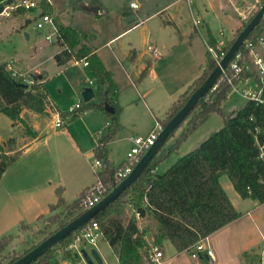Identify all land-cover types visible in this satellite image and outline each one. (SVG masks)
I'll list each match as a JSON object with an SVG mask.
<instances>
[{
  "label": "trees",
  "instance_id": "trees-1",
  "mask_svg": "<svg viewBox=\"0 0 264 264\" xmlns=\"http://www.w3.org/2000/svg\"><path fill=\"white\" fill-rule=\"evenodd\" d=\"M13 3V0H0V14ZM41 7L42 14L51 17L57 32L56 45L62 48L54 56L56 65L62 67L73 60L82 59H86L88 63L84 72L94 80L96 101L87 104L81 102L79 111L98 110L103 112L108 120L106 132L98 140L104 146L95 150L96 157L103 164L100 178L105 188L103 194L105 198L119 185L114 174L124 166L110 165L105 149V145L113 140L120 129L119 110L113 103L115 86L110 73L99 58L86 46L78 47L77 32L61 22L58 12L52 5L43 0ZM23 12L21 9L15 10L12 16L17 17ZM253 16L242 25L236 37ZM263 34L264 18L239 48L237 54L241 56L240 64H250L247 45L248 43L255 45ZM235 38L222 49L225 54ZM207 44L216 47V41L211 36L208 37ZM216 66V63L209 59L201 75L168 110L165 119L160 122L162 129L182 109L190 96L205 83ZM149 67L150 64H147L140 78L147 75ZM246 78H252L261 90L260 102L248 100L241 109L224 116L221 106L231 92L232 85ZM230 81L224 75L220 76L214 87L198 101L185 118L184 121L189 119L188 128L182 132L173 146L166 148V143L182 124L168 137L146 168L112 203L81 228L46 250L31 264H56L55 257L58 253L71 257L69 247L75 237L93 222L100 226L102 235L117 256L119 264H152L148 254L141 252L146 241L161 249L164 242H169L177 252L187 251L197 242L240 217L220 184L222 177L229 180L241 199L264 204V85L260 83L256 72L243 71L237 77H230ZM19 83L21 82L12 78L5 64H0V114L13 123L21 124H25L21 118L23 111L49 116V110L52 111V108L44 84L33 82L30 88H24ZM106 108H112L113 113L108 112ZM211 114L223 118L222 128L179 159L165 173L156 174L155 170L169 156L176 153L178 146L187 135L198 128ZM28 135L31 139L37 137L31 130ZM15 150L14 138H9L4 143L0 142V177L16 161L18 153ZM87 191L88 188L69 204L65 203L61 192L57 191L58 201L52 209L62 208L61 214L69 217L57 230L85 212L83 201ZM126 206L131 213L129 216L124 214ZM59 217V215L52 216L47 222L53 225ZM13 240L14 236L11 235L0 239V255ZM35 247L21 256L12 257L8 264L15 263ZM243 258L247 264H261L260 255L252 256L245 253Z\"/></svg>",
  "mask_w": 264,
  "mask_h": 264
},
{
  "label": "crops",
  "instance_id": "crops-1",
  "mask_svg": "<svg viewBox=\"0 0 264 264\" xmlns=\"http://www.w3.org/2000/svg\"><path fill=\"white\" fill-rule=\"evenodd\" d=\"M94 2L99 3L98 0ZM132 2L136 3L135 0L129 1L128 10L131 15L128 23L130 25L119 27L118 32L108 36L102 46L95 45L81 30L63 21L65 26L77 32L78 47L86 46L99 58L104 68L110 73L115 86L113 103L119 110L120 129L113 140L105 145L107 161L113 167L124 165L125 159L116 162L115 156L111 153V146L122 143L127 153L131 146L129 139L146 136L155 123L160 124L171 106L187 92L211 59L206 49L208 37L211 36L216 42L222 43L224 47L227 46L236 37L242 25L247 22L248 14L256 5L255 0H162L156 11L148 16L144 12H139L140 7L137 3L138 8L131 9ZM77 13L78 15L84 13L87 16L92 14L96 17L105 15V11L94 12L81 7ZM64 16L68 15L63 14V18ZM151 17L159 18L158 31L167 33L165 37L158 36V39L151 40L146 25ZM196 20L200 21L198 26L194 24ZM166 27L171 28L172 31H167ZM136 30L144 33V49H136L133 40L125 45L121 43L118 50L110 49L111 43ZM147 44L156 47L157 56L151 57L145 54ZM105 49L108 52H105ZM56 54L53 55V59ZM11 62L16 64L18 69L21 66L19 60ZM147 64H150L148 73L140 78ZM8 65L13 70L12 66ZM69 65L73 67L69 62L63 66V70H66ZM80 68L81 70L76 72H70L74 69L65 72L70 78L75 79L67 80L71 85L70 91L75 98V103L82 102L81 92L85 88H91L94 95L96 90L94 80L85 74L84 68ZM32 81L44 84L52 111L49 110V116L22 112L21 118L29 121V129L37 137L30 139L22 146L16 144V147L19 146L16 148L18 157L0 177V224L7 227L15 226L18 236L25 235L26 231L31 232L40 225L41 221L62 213V208L52 209L58 201L57 191L61 192L63 200L69 204L71 201L66 199L69 192L76 200L85 189L94 184L86 173L83 172L80 175L73 173V156L89 166L88 160L96 146L93 145L94 140H98L99 131L106 132L105 126L108 121L105 114L98 110L78 111L73 116H68L67 110L65 113H60L61 119L64 120L63 127L54 128L53 115L58 112V107L45 86L46 80ZM243 85L246 88L251 87L248 84ZM95 100L96 96L91 102ZM76 118L78 120L74 121ZM66 121L70 123L66 124ZM19 125H21L19 122H11L9 137L6 139L0 137V142L4 143L7 139L14 138L12 133ZM89 170L91 171L90 167ZM65 175H71L72 178L64 180ZM220 184L231 204L236 208V202L240 197L231 183L226 177H222ZM237 220L203 240L204 248L210 252V255L203 253L197 260L193 259L196 262L186 261L184 258V254H189L191 247L187 251L177 252L169 242H164L161 250L165 264H227V258L222 253L224 247L221 241L216 243L212 239ZM85 243L76 244V251L69 249L72 253L71 257L59 253L63 257L58 264H86L81 256L77 258L79 262H72L73 254H79L81 250L78 247ZM106 245H108L107 242ZM89 246L97 252L103 264H109L108 256L104 252L106 248L101 250L96 247V244ZM150 246L151 242L146 241L141 252H146L149 256ZM108 249L113 253V264H119L117 256L109 245ZM86 251L90 250L86 249ZM241 254L240 262L237 260L235 264H247L243 253ZM59 257L61 256L56 255L55 259ZM231 259L232 256H229L228 261ZM261 264H264L263 256Z\"/></svg>",
  "mask_w": 264,
  "mask_h": 264
},
{
  "label": "rangeland",
  "instance_id": "rangeland-1",
  "mask_svg": "<svg viewBox=\"0 0 264 264\" xmlns=\"http://www.w3.org/2000/svg\"><path fill=\"white\" fill-rule=\"evenodd\" d=\"M21 1L22 0H13L15 4ZM35 1L39 5L38 10L31 12L24 11L17 17H13L12 13L9 18H4L0 15V64H5L6 68H8L7 65L10 64L13 68L12 72L15 71L16 74L14 79L17 81L27 80L26 85L29 88L32 85L28 83L29 81L33 83L32 80H46L45 86L57 104L58 113H65L69 107L75 104V98L70 91L71 85L67 81L75 79L72 77L70 78L68 73L65 72H69L73 69L74 70L70 72H76V70H81V66L71 67L69 65L66 70H63V66L59 67L56 65L53 55L60 52L62 48L56 45L55 37H52L51 42L46 41V36L52 33L53 29L51 26H46L42 30H37L35 28L34 21L42 11L41 5L43 0ZM129 1L130 0H98L99 3L97 4L94 0H46V2L52 5V7L58 12L62 23L65 21L67 25L78 28L97 46H102L105 43L106 38L118 32L119 27L122 25H130L128 23V19L131 15L128 10ZM135 2L140 7V13L144 12V14L151 16L160 6L162 0H135ZM255 4L256 5L252 8V11L248 14L247 21L262 7L264 1L255 0ZM79 7L85 10L91 9L94 12L102 10L105 11V15L99 17L93 16L92 14L91 16H87L84 13L78 15L77 11ZM63 14L68 16H64L63 18ZM158 24V17H151L146 22L151 40H154V38L158 39V36L165 37L167 35V33H161L158 31ZM166 30L172 31L171 28L167 27ZM24 34H27L28 37ZM143 35V31L139 30L133 31L128 35H123L118 41L111 43L110 49L118 50L121 43L125 45L128 41L133 40L136 49L142 50L145 46ZM260 39H263V43L258 41L254 45V52L264 60V34ZM105 52H108V50L105 49ZM117 58L120 59L118 56ZM13 60H19L21 62L19 69L16 64L11 62ZM113 64L115 63L113 62ZM250 64L252 63L250 62ZM7 70L9 72L10 69ZM19 74H23L24 77H19ZM249 83V86L256 89V85L252 80H250ZM245 91L246 87L243 84L238 85L236 90L231 89L227 99L221 106L224 116H228L233 111L239 110L245 105L247 99L242 96ZM124 95H126V93H124ZM142 118L143 115L141 119ZM24 120L25 124L20 123L21 125L14 129L12 133L15 140V149L19 147H16L17 143L22 146L31 139L28 135L30 130L28 125L29 121L26 118H24ZM76 120L78 119L76 118L74 121ZM10 123L11 121L6 116L0 114V137L2 139L9 137ZM68 123L70 122L66 121V124ZM188 124L189 119L184 121L174 132L173 136L167 141L166 148H170L175 144L182 132L187 130ZM222 125L223 118L217 114H211L206 121L187 135V138L178 146L176 153L169 156L157 168L155 173L159 175L165 173L179 159L193 151L213 133L219 131L222 128ZM47 132L49 133V130ZM97 141V139L94 140V146L97 144ZM111 148V153L115 156L116 162L126 158V150L122 143H116L112 145ZM73 157V173L80 175L84 172L86 173V176H90L91 182L95 183V177L89 170V166H87L84 161L80 162L78 157ZM68 178L71 179L72 176L65 175V178L63 179L67 180ZM72 197V194L69 192L66 195L67 201L72 202L74 200ZM128 208L129 207L126 206L124 214L129 216L131 213ZM235 210L240 214L238 220L220 234L216 235L212 240L216 243L221 241L222 246L224 247L222 253L227 258V264H235L238 261L240 262V258L242 257L241 253L244 254L246 251L249 254L251 253L252 256L260 255L264 258V204H259L257 202L254 203L253 200L250 199L239 198L236 202ZM59 216V220L53 225L47 222L48 219L41 221L40 225L34 228L31 232H25L28 236H26V234L18 236L15 226L7 227V225L0 224V239L8 235L14 236V240L7 245L3 253L0 255V264H8L12 257L21 256L32 247L37 246L50 233L55 232L60 224L69 218L63 216V214H59ZM105 241V238L101 234V236L97 238L96 247L101 250L106 248L104 252H106V256H108L109 264H113V253L108 249V245H106ZM78 248L79 250L93 249L86 243L81 244ZM58 255L61 257L55 259L56 264H58L59 260L63 257V255L59 253L57 256ZM229 256H232L230 261H228ZM184 258L186 261L196 262L190 258L188 253L184 254ZM77 260L78 259L72 257V262H79Z\"/></svg>",
  "mask_w": 264,
  "mask_h": 264
},
{
  "label": "built area",
  "instance_id": "built-area-1",
  "mask_svg": "<svg viewBox=\"0 0 264 264\" xmlns=\"http://www.w3.org/2000/svg\"><path fill=\"white\" fill-rule=\"evenodd\" d=\"M264 1V0H263ZM131 9H137L138 6L136 3L132 2L130 3ZM21 9L25 12H31L39 9V5L35 0H22L19 3H13L10 6L6 7L3 12L0 14L4 18H9L11 16V13L15 10ZM35 28L37 30H42L46 26H51L52 33L46 36V41L51 42L52 37L56 38V29L54 28L52 19L49 15L42 14V11L38 14L36 20L34 21ZM195 26H198L200 24V21H195ZM222 36V33L220 34ZM260 43H263V39L259 40ZM249 48V58L250 62L245 64H240L241 56L236 53V55L233 57V59L229 62V64L226 66L225 69L222 70L221 75H224L227 77L228 81H230V77H237L240 73L243 71L246 72H256L257 77L262 85H264V61L263 59L254 52V45H251L248 43ZM224 46L220 42H216V47H211L207 44V53L212 61L216 63V65L219 64L221 59L224 57L225 53L222 51ZM145 54L149 55L151 57L157 56L158 51L156 47H154L152 44H147L145 47ZM72 66L85 68L88 63L86 62V59L82 60H73L71 61ZM7 69H10L9 72L11 73L12 78L14 79L16 77L15 72H12V69L9 65H7ZM19 77H24L23 74H19ZM253 79L252 78H246L238 80V83L241 84H250L249 81ZM22 84L27 83V80H19ZM254 82V81H253ZM29 84H33L31 81L28 82ZM91 84V83H90ZM236 85H232V89L236 90ZM255 84V83H254ZM256 85V84H255ZM260 93L261 90L258 89V86L256 85V89L248 87L246 88V91L243 93V98L256 102H260ZM81 108V103L77 102L73 106H71L67 114L68 116H73L75 113H77ZM53 126L56 129L62 128L64 125V120L61 119L60 113L56 112L53 115ZM108 126V122L106 123L105 129ZM162 131L161 125L159 123H155L153 129L149 134L146 136H138L129 139L131 142V146L129 150L126 153L125 163L122 169L117 171L114 174V178L118 183L120 184L122 181H124L129 174L131 173L133 167L137 164V162L140 160V158L154 145L156 139L158 138L160 132ZM104 132H98L97 137L98 140L103 136ZM104 145L100 144L97 141V144L93 150V155L89 158L88 163L89 167L95 177V183L88 188V191L86 193V198L83 201V208L85 211L93 208L95 205L100 203L103 199V194L105 193V188L103 187L100 173L103 171V164L100 159H98L95 155V150L97 147H103ZM102 230L100 226L96 223H90L88 224L83 231L80 233V235L76 236L73 244L69 247L72 251L77 249L76 244L86 242L87 244L94 246L96 244L97 238L101 236ZM78 251V250H77ZM206 253L207 255H210V252L208 250H205L203 245V240L197 242L195 245H193L189 250V255L192 259L198 258L201 254ZM149 260L152 262V264H165L163 253L161 248L158 246L151 245L150 246V253H149Z\"/></svg>",
  "mask_w": 264,
  "mask_h": 264
},
{
  "label": "water",
  "instance_id": "water-1",
  "mask_svg": "<svg viewBox=\"0 0 264 264\" xmlns=\"http://www.w3.org/2000/svg\"><path fill=\"white\" fill-rule=\"evenodd\" d=\"M264 17V4L262 7L256 12L250 22L246 25V27L239 33V35L235 38L234 42L229 47L228 51L221 59L219 64L215 67V69L211 72L205 83L196 90L182 107V109L164 126L162 131L160 132L158 138L156 139L154 145L140 158L137 164L132 169L129 176L122 181L108 196L102 199L100 203L95 205L93 208L85 211L83 214L73 219L69 223H67L63 228L55 231L53 234L45 238L41 241L33 250L22 256L13 264H31L35 260H37L44 252L54 245H56L59 241L66 238L71 233L75 232L83 225L88 223L92 218L98 214L101 210L107 207L110 203H112L120 193H122L136 178L137 176L146 168L152 158L156 155L158 150L164 145L168 137L182 124L188 114L194 109L195 105L201 100L208 91H210L213 87L217 79L220 77L221 72L229 62L233 59V57L238 52L239 48L246 41L248 35L253 31V29L258 25L260 20ZM27 37V35H25ZM24 88H28L27 85L19 83ZM94 92L91 88H85L81 92L82 102L87 104L91 102L94 98ZM106 110L110 113H113L112 108H106ZM79 256L83 258L86 264H103L101 258L97 254V252L92 249L89 252L82 249L80 253H74L73 257L77 259Z\"/></svg>",
  "mask_w": 264,
  "mask_h": 264
}]
</instances>
